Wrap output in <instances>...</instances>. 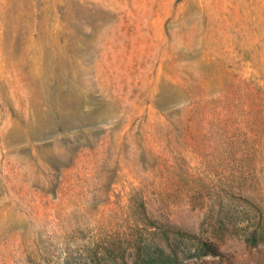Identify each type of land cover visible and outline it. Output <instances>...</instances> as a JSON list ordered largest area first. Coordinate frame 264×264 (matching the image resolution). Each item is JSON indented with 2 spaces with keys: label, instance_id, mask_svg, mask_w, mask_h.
Returning <instances> with one entry per match:
<instances>
[{
  "label": "rangeland",
  "instance_id": "obj_1",
  "mask_svg": "<svg viewBox=\"0 0 264 264\" xmlns=\"http://www.w3.org/2000/svg\"><path fill=\"white\" fill-rule=\"evenodd\" d=\"M0 264H264V0H0Z\"/></svg>",
  "mask_w": 264,
  "mask_h": 264
}]
</instances>
